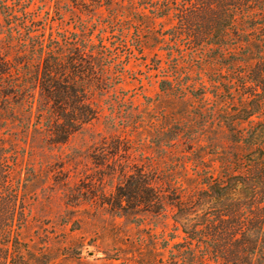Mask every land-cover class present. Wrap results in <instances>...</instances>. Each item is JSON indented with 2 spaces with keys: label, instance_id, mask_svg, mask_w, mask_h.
<instances>
[{
  "label": "rangeland",
  "instance_id": "obj_1",
  "mask_svg": "<svg viewBox=\"0 0 264 264\" xmlns=\"http://www.w3.org/2000/svg\"><path fill=\"white\" fill-rule=\"evenodd\" d=\"M171 1L115 0L109 9H100L97 0H0V58L12 51L9 33L24 38L30 30L57 33L69 26L79 31L83 24L94 32V43L107 46L109 54L118 56L113 60L127 65L125 73L109 72V92L88 93L94 117L68 109L76 117L70 123L66 117L60 120L70 130L66 139L61 126L51 134L45 129L49 113L39 115L36 105L10 111L0 101V171L9 172L12 186L19 188L18 202L25 208L23 241L37 254L31 264H139L151 253L168 254L164 238L173 244L184 236L175 221L177 194L197 187L207 174H225L222 163L229 173L244 172L245 149L235 143L225 125L229 121L214 119L193 95L180 100L159 88L155 54L178 44L189 46L186 38L173 36L180 14L163 15ZM62 19L63 24L58 22ZM204 68L194 66L184 76L187 83L196 82L197 93L199 82L209 84ZM221 69L224 81H235L227 95L235 110L233 104L245 98L243 82L250 86L253 75L247 64ZM41 95L38 88L36 97ZM130 176L161 193L164 208L159 213L129 198L130 193L123 195ZM122 198L126 209L117 203Z\"/></svg>",
  "mask_w": 264,
  "mask_h": 264
},
{
  "label": "trees",
  "instance_id": "obj_2",
  "mask_svg": "<svg viewBox=\"0 0 264 264\" xmlns=\"http://www.w3.org/2000/svg\"><path fill=\"white\" fill-rule=\"evenodd\" d=\"M97 1L100 9H109L116 3ZM164 10L163 15L172 11L180 14V27L173 36L186 38L189 46L178 44L155 54L162 77L160 90L180 100L193 95L206 104L204 109L214 119L229 121L225 125L233 133L235 143L245 149L241 155L245 170L232 174L227 171V163H222L227 168L223 170L225 174H207L197 187L184 194L180 191L173 206L175 221L184 234L182 240L170 244L171 238H164L162 248L168 254L151 253L138 263L264 264V0H172ZM62 29L57 33L30 30L23 34L24 38L8 34L12 51L0 58V101H6L5 109L10 111L28 103L30 109L36 105L39 115L49 113L45 129L51 134L56 125L61 126L66 139L70 130L60 120L68 118L72 122L75 110L94 117L88 93L93 89L109 92L113 85L109 72L115 68L118 74L125 73L127 65L113 60L118 56L109 54L107 46L94 43V32L87 26H77L79 31H71L69 26ZM100 32L105 35L107 30ZM14 51L18 55L12 59L10 54ZM163 63L171 66L167 68ZM225 64H247L253 75L250 86L243 82L245 98L233 104L235 110L231 109L232 99L227 97L233 93L229 85L235 81L222 79L221 68ZM194 66L208 71L209 84L206 80L199 82L200 93L195 91L196 82L189 84L184 78ZM38 88L43 99L36 97ZM70 108L74 111L69 112ZM254 116L260 119L252 120ZM245 121L249 125L238 127ZM0 167L3 168L1 163ZM2 168L0 264H31L37 254L23 241L25 208L18 202L19 188L12 186L10 173L5 174ZM133 178L127 179L129 190L123 195L130 193L129 198L135 197L148 211L159 213L164 208L161 193L146 180ZM123 201L118 199L117 203L126 209ZM156 242L151 238L152 245Z\"/></svg>",
  "mask_w": 264,
  "mask_h": 264
}]
</instances>
